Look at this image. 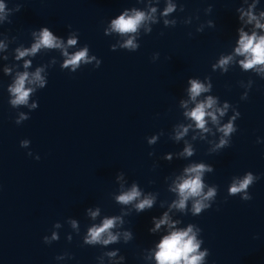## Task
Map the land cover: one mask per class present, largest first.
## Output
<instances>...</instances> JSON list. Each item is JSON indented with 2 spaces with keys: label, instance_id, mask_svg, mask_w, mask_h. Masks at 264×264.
Here are the masks:
<instances>
[{
  "label": "water",
  "instance_id": "obj_1",
  "mask_svg": "<svg viewBox=\"0 0 264 264\" xmlns=\"http://www.w3.org/2000/svg\"><path fill=\"white\" fill-rule=\"evenodd\" d=\"M0 4V264H159L163 238L189 227L199 244L193 255L204 253L199 264H264V65L244 69L236 53L241 32L264 36V0ZM135 12L146 17L136 32L112 31V21ZM43 29L61 46L18 58ZM129 39L134 49L124 47ZM85 49L74 70L64 66ZM38 69L44 86L26 81L27 104L13 105L18 76L31 80ZM193 80L208 89L194 100ZM208 97L217 123L205 116L203 131L187 114ZM229 122L225 136L219 129ZM198 164L211 169L202 193L216 194L199 213V197L176 208L174 189ZM248 174L252 184L231 194ZM133 186L140 196L119 203ZM146 198L152 206L137 211ZM113 217L115 242H86L89 229Z\"/></svg>",
  "mask_w": 264,
  "mask_h": 264
},
{
  "label": "clouds",
  "instance_id": "obj_2",
  "mask_svg": "<svg viewBox=\"0 0 264 264\" xmlns=\"http://www.w3.org/2000/svg\"><path fill=\"white\" fill-rule=\"evenodd\" d=\"M171 11H173V6L169 5L168 8H166L164 14L166 15ZM3 12L4 5L0 4V13ZM145 18L146 17L142 12H135L132 16H127V13H125L124 15L119 16L116 20L112 21V31L120 34L134 33L136 32L140 23L145 20ZM252 19H254V17H250V21ZM257 27L264 28V25L257 24ZM75 43L76 41L74 39H70L68 41L69 45H73ZM238 43L239 47L236 48V53L245 57V59L240 62L242 68L251 69L256 65H264V36L257 37L255 33H253L252 36H247L243 32H241ZM42 46L45 48H59L61 45L47 29H43L40 33V39L38 40V42L33 45L31 50L20 52L18 58L33 54ZM124 47L134 49L136 45L133 43L132 39H129L125 42ZM86 54L87 49L75 53L65 61L64 66L67 67L71 65L74 70L81 61H85ZM65 55H67V53H65ZM229 59L231 58L229 57L226 59H222L220 61V66L227 64ZM25 67H28L27 62L25 63ZM40 71L41 70L38 69L37 72L33 74L31 80H29V74L27 72H24L23 74H20L18 76L14 85L9 89V91L15 97V99L11 101L13 105L27 104L29 95L33 91V89L25 87L26 81L29 84L39 83L41 87L44 86V80L40 76ZM190 83L191 88L189 89V91L190 96L193 100L202 92L208 91L207 88H205L202 84L198 83L195 80L190 81ZM215 103L216 101L212 97H208L203 103L197 104L196 107L187 114L193 121H195L197 128L203 131H208V129L205 128V116H208L213 121V123H217V116L213 114L212 111L206 112V109L213 108V105ZM33 107H35V105H33ZM215 112L219 113V115L221 116L224 115V111L222 109L217 108L215 109ZM186 131L187 129H184L183 131L179 132L177 135V139L183 136ZM219 131L227 136L234 131V128L232 123L229 122L228 124L220 128ZM220 143L221 145H223L226 142L224 140H221ZM26 144L27 141L24 142V146H26ZM184 154L192 155V152L190 149L186 148ZM37 159H39V157H37ZM206 170L211 171L210 168H206L203 164L190 166L189 168L185 169V173L188 178H181V182L178 183L176 185V188L174 189L180 197L178 203L174 205L176 208L184 209L185 202L190 197L201 198L196 200L193 205V210L195 213H199L202 208L207 207V205L203 203V200L211 199L215 196L216 193L214 188H210L206 194L202 193L204 185L202 184L201 176L202 173ZM254 179L255 178L251 174L246 175L242 181L233 183V185L229 189V192L231 194H236L245 191L248 186L252 184ZM139 196L140 192L135 186H133L131 191L121 194L117 197V200L121 204H129L133 200H136ZM243 198L250 199V197L248 196H245ZM152 204L153 200L150 198H146L136 205V209L137 211H142L146 208H150ZM97 214V212L91 213L93 217H95ZM167 219V215H165V217L160 220L156 227L159 228L160 224L167 223ZM118 220L119 217L105 219L99 227L94 226L89 229V235L86 242L89 244H109L115 242L117 237L112 235L109 230L115 226ZM73 227H75V224H73ZM191 231L192 229L191 227H189L186 231L172 232L169 236L163 238L161 243L158 245L159 251L156 256L159 264H182V262L183 264H199L204 253L193 255V253H195L197 248L199 247V244L196 242L194 236L189 235ZM104 235H107V239H102V236ZM53 239H56L55 234L53 235Z\"/></svg>",
  "mask_w": 264,
  "mask_h": 264
}]
</instances>
